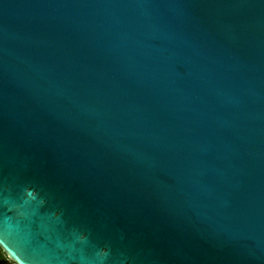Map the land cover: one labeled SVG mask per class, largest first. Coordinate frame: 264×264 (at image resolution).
<instances>
[{
    "label": "water",
    "instance_id": "water-1",
    "mask_svg": "<svg viewBox=\"0 0 264 264\" xmlns=\"http://www.w3.org/2000/svg\"><path fill=\"white\" fill-rule=\"evenodd\" d=\"M0 264H264V0H0Z\"/></svg>",
    "mask_w": 264,
    "mask_h": 264
},
{
    "label": "flooded vegetation",
    "instance_id": "flooded-vegetation-1",
    "mask_svg": "<svg viewBox=\"0 0 264 264\" xmlns=\"http://www.w3.org/2000/svg\"><path fill=\"white\" fill-rule=\"evenodd\" d=\"M7 259L6 254L2 251V249L0 248V262Z\"/></svg>",
    "mask_w": 264,
    "mask_h": 264
}]
</instances>
